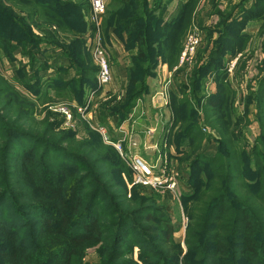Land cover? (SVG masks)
I'll list each match as a JSON object with an SVG mask.
<instances>
[{
  "label": "trees",
  "instance_id": "16d2710c",
  "mask_svg": "<svg viewBox=\"0 0 264 264\" xmlns=\"http://www.w3.org/2000/svg\"><path fill=\"white\" fill-rule=\"evenodd\" d=\"M261 1L255 3L259 4ZM165 3V0H110L108 4V11L103 18L104 31L111 29L124 41L125 48L133 51L130 57L132 63L127 69L129 76L125 97L115 109H112V114L124 117L122 113L130 111L134 101L141 97L142 92L149 91L147 78L151 77V72L159 59L172 63L178 55L182 35V30L178 28L179 25L190 26L191 13L196 0L178 2L168 18L161 16L160 9ZM69 8L77 11L79 2L0 0V50L4 47L10 53L13 46H19L23 56L33 61L40 60V69H38L40 75L42 69L51 70V68L49 58L42 51L39 53V50L42 47L46 49L48 46L49 48L54 46L69 61V68L86 71L82 66L81 49L75 47L76 41L72 40V43L66 44L55 31L52 33L49 29V26H54L56 29L66 28L71 33L80 32L70 27L73 13ZM248 13L243 16L241 22L232 21L237 23L235 33L240 40H243L240 26L244 20L250 16L262 20L260 35L261 48L264 52V11L256 14ZM80 15L82 17V12ZM158 33L159 40L155 41ZM227 51L229 50L224 49L221 54ZM216 53L214 51L210 56L219 55ZM205 64H202L201 68L203 66L207 68ZM64 70V67H58L55 71L56 75L45 83L50 88L56 89L57 94L69 92L70 85L76 80L75 77L64 80L61 74L66 73ZM197 71L199 68H196ZM191 78L192 82L196 80L193 72ZM2 80L0 87L5 83L4 79ZM33 83L35 80L22 84L30 88ZM37 84L39 85L40 82ZM259 86L261 101L264 94V89L261 88L264 87V76L260 79ZM187 87L179 84L177 92L172 93L171 107L178 127L169 136L173 149L180 154L178 159L182 157L184 161L188 159L187 165L192 169L197 168V175L192 176L194 173L191 172V176L188 177L193 189L183 196L184 203H192L188 212L189 223L184 239L186 250L183 255L181 243L173 238L174 223L166 210L155 211L156 215L146 211L143 217L133 219L137 223L143 221L163 224V228L159 230L160 234L154 236L149 228L138 224L133 225L136 232L121 233L123 222L131 218L128 213H131L132 209L122 208L117 204L118 197L113 195L109 191L110 187L101 181V175L95 171L97 164L100 163L99 159L82 157V163L84 166L86 164L87 169L81 179H93V182L86 187L93 188L90 200L88 201V192L83 193L85 187L77 181L79 177L76 179V171L66 172L62 168H57L63 173V176L58 177L50 170L52 167L44 166L41 172L34 173L29 184L35 194L32 200L39 202L41 205L38 208L43 211L39 225L41 228L37 233L33 231L25 233V225L19 229L22 223L18 219L20 216H16L19 214L16 210L11 221L15 228L18 227L16 224L20 223L19 230L13 229L9 235L10 245L0 250L3 263L71 264L73 258H83L84 251L87 252L90 248V251L101 250L108 241L111 247L107 245L104 247L112 251V256H108V262L105 264H112L124 255L121 251L115 252L117 246L127 244L126 242L137 246V238L140 237L149 243L150 237L152 241L160 243V246L166 245L167 250H161L160 246L156 249L151 245L147 249V245H141L142 251L138 254V259L149 264H264V138L258 139L251 151L246 152L241 150V145L235 137L236 133L228 129L227 122L223 126L224 129L216 128V123L224 122V119L229 120L230 117L226 111L229 105L225 107L223 97L216 93L207 98L208 105L205 110L220 114V117H213L210 122L219 135L218 138L215 136L218 149L212 156L204 154L199 148L201 138L198 137L199 135H194L199 125L194 117L195 109L192 107V102L184 94ZM12 95L16 100L19 99L18 93L12 91ZM10 101L11 99L7 100ZM252 102L254 103L253 100L250 101ZM238 127L237 125L236 130H239ZM5 128L0 118V175L2 176L0 204L6 199L9 190L6 184L11 177L8 160L13 141H10V135L7 134L15 132L14 129L7 128L4 132ZM261 128L264 130V125ZM35 150L32 148L31 151ZM235 180L242 188L234 185ZM103 190L107 191L105 196L108 199L105 212L90 220L95 205L103 202L100 198L97 200L98 194L103 193ZM49 207L54 208L53 215L47 213ZM4 218L5 216H0L2 234L7 231ZM27 226L32 227L31 224ZM107 232L113 234L112 239L104 237ZM135 234L140 237L135 238ZM0 248H2L1 244ZM27 253L31 254L33 260H26ZM103 260L105 261V257Z\"/></svg>",
  "mask_w": 264,
  "mask_h": 264
},
{
  "label": "rangeland",
  "instance_id": "374dc122",
  "mask_svg": "<svg viewBox=\"0 0 264 264\" xmlns=\"http://www.w3.org/2000/svg\"><path fill=\"white\" fill-rule=\"evenodd\" d=\"M53 1L55 2L57 0ZM74 1L79 2V8L77 11L69 8L73 13V18L71 20L72 25L70 27L71 29H78L80 32L71 33L66 28L56 29L54 26H49L50 31L52 33L55 31L58 37L62 41H65L66 44L72 43V40H75V47H80L81 49V56L83 58L82 66H84L86 71H82L79 68L75 69L76 80L70 85L69 92L66 91L57 94L55 93V91H57L56 89L50 88V86L45 84L50 78H53V71H57L58 66L64 67L65 69L64 71L66 73H61L63 77L66 78L67 75H71L70 72L68 73L66 71L64 66L65 62L53 64V66L49 65L53 71L42 69L39 72L40 75H38V69H40L41 63L39 62L40 60L36 59V61H33L23 56L22 49L19 46H13L10 53L1 46L0 84L3 82L2 79H4L5 83L0 87V118L8 130L14 129L15 132L14 134H10L9 132L7 134L10 135V141H13L9 152L10 159L8 160V165L11 168V177L8 178L6 184L9 189L6 199L0 204V216H5L4 219L6 220L4 222L7 230L3 234L0 232V244L2 245L0 250L10 245L11 237L9 238V235L13 229L19 230L25 225V233L30 231L37 233L41 228L39 225L43 211L38 208L41 204L32 200L35 194H33L29 182L32 175L41 172L44 166L52 167L50 170L58 177L63 176V173L58 171L57 168H62L66 172L76 171V179L79 177L77 181H80V185L85 187L83 193L86 194L88 192V201L90 200L93 188L86 187L93 182V179H81V177L86 174L87 169L86 164L84 166L82 163L83 157L84 159H99L100 163L97 164L95 171L97 174L101 175V181L106 183L110 187L109 191L118 197L116 200L117 204L122 206V208L132 209V215L128 213L131 218L123 222L121 233L127 231L131 233L136 232L133 225L138 224L149 228L150 233L154 236L160 234L159 230L163 228V224L143 221L137 223L136 220L133 219L134 217H143L146 211H150L153 215H156L155 211L166 210L165 212L169 213V217L174 223L173 238L175 241L181 243L183 255L186 250L184 239L186 227L189 223L188 212L192 205V203H184L183 196L190 193L193 189L190 183L191 180H189L188 177L191 176V172L194 173L192 176L197 175V168L194 167L192 169V167H189L186 163L188 159H186V161H184L183 157L177 159V163H175L178 167L177 171L179 172V183L181 186V192L177 194V197L175 192L170 190H157L150 186L132 185L131 171L126 166L119 150L110 142L104 140L102 132L99 129L101 127L99 124V121L101 122L100 118L102 119L104 115L112 114V109H115L118 103H121L123 100H121V97L115 96L116 94H112V90L110 89L111 86L114 89V84L107 85L105 95L102 97L91 91V89L97 88V68L90 49V40L95 33V29L90 21L89 1ZM167 1L168 0H165V2ZM107 11L108 5L106 4L104 16H106ZM246 11L254 14L264 11V0L259 4L254 2V6ZM81 12L82 17L80 15ZM159 13L160 10L158 15ZM244 15L245 14H243L242 17ZM256 19L258 20V18ZM185 27L179 25L178 28L182 30V35L180 38L179 52L175 61L170 63V61L168 62L167 60L164 61L160 59L156 66H154L151 77L147 78V82L155 79L159 90L163 82L168 78L173 81L175 78L183 80L184 76L188 77L189 84L184 94L187 95L192 102V107L195 109L194 117L196 123L199 125V129L194 132V135H199L198 137L201 138L199 143L201 151L204 141H213L216 147L215 153L218 149L215 136L218 138L219 135L210 122L213 117H220V114L210 111L206 112L205 109L206 105H208V103H206L208 97L216 93L221 95L224 99L225 107L229 105L226 111L230 117L229 120L224 119V122L216 123L215 127L224 129L223 126L227 122L228 129L234 130V134L236 133L235 137H237V141L241 145V150L250 152L257 140L264 138V130L261 128L264 125V94L260 101V90L258 89L260 88L259 81L262 76H264V52L261 50L260 56H262V58L260 57V60L258 59L259 61H256L257 63L251 61L250 57L252 56H250L251 54L249 51L242 50L245 45V39L240 40L237 37L235 33L237 23L232 22L226 24L225 27H220V29L216 28V36H214L213 30H207L205 33H201L202 40L195 54L193 63L190 66H179L180 52L186 37L192 32L194 26ZM104 28L102 19L100 24L101 35L104 44L109 47L108 41L116 37L113 35V31H110L111 29L104 31ZM159 37L160 34L158 33L155 41H158ZM156 44L157 42H155L154 45ZM50 48L55 49L56 47L50 46ZM224 49H228L229 51L225 54H221ZM41 51L45 53L46 49L42 47L39 53ZM214 51L219 53V55L210 56ZM60 55L61 57L64 56L61 53ZM235 57H238V60L231 70H229L231 60ZM131 63L132 60L130 61V64ZM161 63L163 65L166 64V70H161L159 68ZM204 63L208 66L207 68L205 66L201 68ZM110 65L111 67L113 65L112 59H110ZM196 68H199V71L196 72ZM192 72L196 76V80H193V82L191 78ZM177 73L180 74L176 75ZM128 76L129 72L127 70V79ZM31 80H35V83H33L30 88L24 87L25 85L22 83L26 81L31 82ZM38 82H40L39 85L37 84ZM103 88L99 89V92L103 90ZM261 88L264 89L263 86ZM12 91L19 94L18 100L12 95ZM149 92L150 91H143L140 99H142L143 96H147ZM154 93L149 95L150 101ZM93 95L94 97L99 95L95 98L96 102L94 103V105H100L96 114L87 111L91 103L90 99ZM8 99H11V101L7 102ZM251 100H253L254 103H250ZM172 103L173 101L171 102V98L168 96V102L165 106L171 107ZM159 104L161 103L159 102ZM95 109L96 106L94 107V110ZM122 114L124 116V112ZM237 125L239 126V130H236ZM177 127L172 112L169 126L163 129L164 137L162 143L157 144L158 152H161L162 155L166 153V148H163V146H166L164 145L166 143L164 141L167 140V145H170L169 136L176 131ZM6 128L4 132H6ZM150 130L152 129L149 127L145 132L152 135L153 131L150 132ZM131 137L132 140L136 142L134 136L131 135ZM32 148L36 150L32 152ZM148 149L152 150V148ZM1 177L0 175V181L2 180ZM234 177H236V175H234ZM234 185L242 188L239 186L237 180L234 181ZM239 191L243 193L242 190ZM106 193L107 191L103 190V193L100 192L98 194L97 200L100 198L103 202L95 205L90 220H93L96 216L99 217L101 213L105 212V204L108 202L105 196ZM49 209L47 213L53 215L54 208L49 207ZM16 210L19 211V214L16 216H20L18 219L21 221L20 223H22L19 229L20 223L18 222V224H16L18 227L15 228L11 221ZM114 223L115 222H112V224ZM27 224H31L32 227L29 228ZM112 235L111 232H107L104 237L112 239ZM136 237L140 236L136 235L135 238ZM137 239V246L132 245L131 242H126L127 244L117 246L118 248L115 252L120 253L121 251L124 255L122 258L112 262V264H149L148 262L138 259V254L142 251V248L140 249V247H142L141 245H147V249H149L150 245L157 249L160 243L152 241L150 237L149 243L142 240L141 237ZM106 245L111 247L108 241L105 242L104 246ZM104 246L101 250L97 249L95 251H90V248L87 252L84 251V257L81 259L76 257L73 258L71 264H105L108 262V256H112V251L110 249L107 250ZM160 249L166 251L167 246L161 244ZM26 255V260H33L31 259V254L27 253ZM103 257H105V261ZM0 264H4L1 258Z\"/></svg>",
  "mask_w": 264,
  "mask_h": 264
},
{
  "label": "crops",
  "instance_id": "0c3cea01",
  "mask_svg": "<svg viewBox=\"0 0 264 264\" xmlns=\"http://www.w3.org/2000/svg\"><path fill=\"white\" fill-rule=\"evenodd\" d=\"M180 1L185 3L188 0H168L160 9L161 16L168 18L174 12L178 2ZM256 1L258 0H196L195 7L191 13L190 26H196L200 33H205L207 30H213L214 36H216V28L220 29V27L228 24L229 22L242 20V15L249 14L246 10L252 8L254 6V2ZM105 2L108 5L110 0H105ZM261 22L262 20H257L256 17L250 16L249 18H246L240 26L241 36L245 39V45L242 50H246L247 52L249 51L251 54L250 56L253 57H250V60L253 62H258L260 60L259 58H262V56H260L262 50L260 38ZM110 31L112 32V30ZM113 35L116 38L108 41L109 47L106 46L109 59H112L113 62L111 67L112 79L107 85L114 84V89L112 86L110 89L112 90V94H116L115 96H119L122 98L121 100H123L127 85V69L130 65L132 52L125 48L124 41L122 39L118 38L115 34ZM44 54L49 58V63L52 66L53 64H61L65 62L64 66L67 68V72H70L71 75H67L66 78L64 77V80H69L75 77V69L69 68V61L65 57H61L59 51L56 49L46 48ZM159 68L161 70H166V64L163 65L161 63ZM178 74L180 73H177L176 75ZM55 75L56 72L53 71V76ZM179 84L188 86V77L184 76L183 80L180 78H175L173 80L169 91V98H171L172 93L177 92ZM107 85L104 86L103 90L100 92L97 88L91 89V91L102 97L105 95ZM148 85L150 91L149 94L147 96H143L142 99H140L141 97L138 98L130 111L124 114V117H120L118 114H107L104 115L102 119L100 118L101 122L99 121V124L101 126L100 128H103L105 132V138L110 143H115L122 139L126 140L128 135H133L137 142V147L133 149V152L148 161H153L159 155H162L161 152H158L157 144L162 143L164 137L163 129H166L170 124L172 118V107L150 101L149 95L158 90V85L155 79H152L151 81L149 80ZM99 95L95 97L94 95L92 96L90 99L91 103L89 102L90 106H88L87 111L93 112V114L98 112L100 105H94V103L96 102L95 98ZM95 106L96 109L94 110ZM149 127L152 129L150 131H153L152 135L145 132V130ZM164 142H166L164 144L166 146H163V148H166V153L163 154L167 155L172 166L177 167L176 161L180 154L176 153L172 144L167 145V140ZM122 144L124 148L127 147V142ZM154 145L156 146L155 148ZM148 147H151L152 150L148 149ZM215 150L216 147L213 144V141H204L202 148V152L204 154L212 156L215 153ZM180 189L181 186L179 183L177 189L178 193L181 192Z\"/></svg>",
  "mask_w": 264,
  "mask_h": 264
},
{
  "label": "built area",
  "instance_id": "2783aa9c",
  "mask_svg": "<svg viewBox=\"0 0 264 264\" xmlns=\"http://www.w3.org/2000/svg\"><path fill=\"white\" fill-rule=\"evenodd\" d=\"M90 5V21L94 25L95 33L90 40L91 54L96 64V84L101 89L111 82L112 71L109 54L106 45L103 42L100 24L106 11L105 0H88ZM202 35L196 26L186 37L182 50L179 55V66H190L195 58L197 49L201 43ZM238 57L231 60L229 70L237 62ZM172 79L168 78L163 85L151 97L153 103L166 105L168 102L169 91L172 85ZM69 116V115H67ZM106 142L103 128H99ZM151 132V131H150ZM127 142V147L123 144ZM120 152L126 166L131 171L132 185L150 186L157 190H170L178 196L179 172L177 167L172 166L166 154L159 155L153 161H148L140 155L132 152L137 147V142L132 140L130 135L125 139L111 143ZM156 146L154 145V148ZM151 148V147H148Z\"/></svg>",
  "mask_w": 264,
  "mask_h": 264
}]
</instances>
